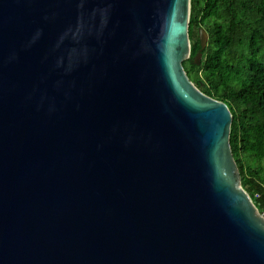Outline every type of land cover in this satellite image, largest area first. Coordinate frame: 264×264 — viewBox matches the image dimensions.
Returning a JSON list of instances; mask_svg holds the SVG:
<instances>
[{"label": "water", "instance_id": "water-1", "mask_svg": "<svg viewBox=\"0 0 264 264\" xmlns=\"http://www.w3.org/2000/svg\"><path fill=\"white\" fill-rule=\"evenodd\" d=\"M190 19L191 0H0V264H264L233 114L184 66Z\"/></svg>", "mask_w": 264, "mask_h": 264}, {"label": "trees", "instance_id": "trees-1", "mask_svg": "<svg viewBox=\"0 0 264 264\" xmlns=\"http://www.w3.org/2000/svg\"><path fill=\"white\" fill-rule=\"evenodd\" d=\"M200 28L208 34L201 50ZM190 79L233 114L231 146L242 185L264 213V0H191Z\"/></svg>", "mask_w": 264, "mask_h": 264}, {"label": "built area", "instance_id": "built-area-1", "mask_svg": "<svg viewBox=\"0 0 264 264\" xmlns=\"http://www.w3.org/2000/svg\"><path fill=\"white\" fill-rule=\"evenodd\" d=\"M264 215V213H262Z\"/></svg>", "mask_w": 264, "mask_h": 264}, {"label": "rangeland", "instance_id": "rangeland-1", "mask_svg": "<svg viewBox=\"0 0 264 264\" xmlns=\"http://www.w3.org/2000/svg\"><path fill=\"white\" fill-rule=\"evenodd\" d=\"M205 30V29H204ZM199 32V31H198Z\"/></svg>", "mask_w": 264, "mask_h": 264}]
</instances>
